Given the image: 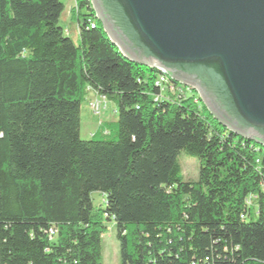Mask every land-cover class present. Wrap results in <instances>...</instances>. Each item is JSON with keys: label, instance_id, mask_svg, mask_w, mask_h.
<instances>
[{"label": "trees", "instance_id": "trees-1", "mask_svg": "<svg viewBox=\"0 0 264 264\" xmlns=\"http://www.w3.org/2000/svg\"><path fill=\"white\" fill-rule=\"evenodd\" d=\"M63 9L0 0V264H101L106 221L119 264H264V146L195 94H163L157 69L121 54L89 0L72 9L77 43ZM87 91L116 104V121L84 140ZM180 151L198 160L196 179Z\"/></svg>", "mask_w": 264, "mask_h": 264}, {"label": "water", "instance_id": "water-1", "mask_svg": "<svg viewBox=\"0 0 264 264\" xmlns=\"http://www.w3.org/2000/svg\"><path fill=\"white\" fill-rule=\"evenodd\" d=\"M131 62L190 87L235 134L264 146V0H89Z\"/></svg>", "mask_w": 264, "mask_h": 264}, {"label": "rangeland", "instance_id": "rangeland-1", "mask_svg": "<svg viewBox=\"0 0 264 264\" xmlns=\"http://www.w3.org/2000/svg\"><path fill=\"white\" fill-rule=\"evenodd\" d=\"M64 4V9L59 17V25L63 30H67L69 37L77 43L79 41L77 33V19L72 9L75 6L74 0H60ZM81 22V20H80ZM99 99L92 91H87L84 100L81 102L80 109V137L87 140L94 134L101 122L114 123L116 121V104L113 101L105 100L104 108L98 114H94L89 107V102ZM177 160L181 167L184 179H196L199 168L197 159L189 157L183 151L177 154ZM91 201L95 208L103 206L102 195L99 192L91 194ZM251 200L249 199L248 202ZM252 219H255L252 210ZM106 231L101 235V264H119L118 242L115 236L114 224L110 221L105 222Z\"/></svg>", "mask_w": 264, "mask_h": 264}, {"label": "built area", "instance_id": "built-area-1", "mask_svg": "<svg viewBox=\"0 0 264 264\" xmlns=\"http://www.w3.org/2000/svg\"><path fill=\"white\" fill-rule=\"evenodd\" d=\"M74 3L76 5V0H74ZM90 27H94V24H90ZM65 32L68 33L67 30ZM157 71H158V75L155 81V85L160 88L163 94L166 93L167 96H172L174 98H184V97H190L193 93L195 94V98H193V101L195 103L198 102L199 100L198 95L190 87L172 81L162 70H157ZM98 97L101 99L100 101L99 99H97L94 101H90L88 104L94 114H98L100 109L104 108L105 106L104 103L106 100L105 97L104 96H98ZM157 98L158 97H156L155 99ZM247 204H250V202L247 201ZM50 233L52 235L53 231L50 230Z\"/></svg>", "mask_w": 264, "mask_h": 264}, {"label": "crops", "instance_id": "crops-1", "mask_svg": "<svg viewBox=\"0 0 264 264\" xmlns=\"http://www.w3.org/2000/svg\"><path fill=\"white\" fill-rule=\"evenodd\" d=\"M94 93V92H93ZM95 94V93H94ZM96 95V94H95Z\"/></svg>", "mask_w": 264, "mask_h": 264}]
</instances>
